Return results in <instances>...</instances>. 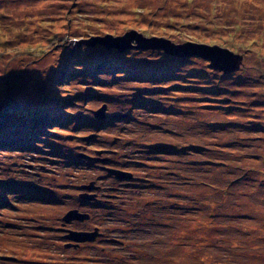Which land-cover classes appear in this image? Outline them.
Masks as SVG:
<instances>
[{
    "label": "rangeland",
    "instance_id": "obj_1",
    "mask_svg": "<svg viewBox=\"0 0 264 264\" xmlns=\"http://www.w3.org/2000/svg\"><path fill=\"white\" fill-rule=\"evenodd\" d=\"M131 30L227 48L242 65L224 74L197 56L79 43ZM38 164L28 190L44 186V204L15 186ZM116 167L133 181L108 202ZM71 210L101 219L76 249L54 229ZM8 263L264 264V0H0Z\"/></svg>",
    "mask_w": 264,
    "mask_h": 264
},
{
    "label": "water",
    "instance_id": "obj_2",
    "mask_svg": "<svg viewBox=\"0 0 264 264\" xmlns=\"http://www.w3.org/2000/svg\"><path fill=\"white\" fill-rule=\"evenodd\" d=\"M87 46L101 45L106 49H116L118 52L123 53L129 49H142V50H156L163 51L164 53L184 58L190 56H197L209 60V66L217 72L230 74L241 68L243 56L230 51L217 45L209 46L205 44H198L192 42H184L176 44L169 39L159 37H145L142 34L131 30L122 36L105 35L102 37H92L87 40H81ZM105 105L100 110L94 113L96 119L101 120L105 118ZM82 157H87L81 154ZM110 175H114L117 179H131L130 173L121 171L119 169H106ZM84 190L94 189V184L82 186ZM96 195L84 193L80 198L85 200H94ZM89 217L88 214H82L77 210L68 212L64 219L69 221L73 219L83 220ZM95 233L71 232L68 236L76 243L92 240ZM10 259V258H9Z\"/></svg>",
    "mask_w": 264,
    "mask_h": 264
},
{
    "label": "flooded vegetation",
    "instance_id": "obj_3",
    "mask_svg": "<svg viewBox=\"0 0 264 264\" xmlns=\"http://www.w3.org/2000/svg\"><path fill=\"white\" fill-rule=\"evenodd\" d=\"M29 135H27V136H29ZM41 139H42V137H41ZM26 141H27L28 144H25L23 147H26L27 149H34V146L31 145L30 142H29L30 140L28 141V139H26ZM18 145L20 146V144H18ZM89 160H92V162L96 161L94 159H89ZM37 169L40 170V172L33 171L32 174H30L31 176H29L32 179H28V177H27V179L29 181H20V182L16 183L15 186H16V188H19L17 191H22L23 192V190H24L23 193H25V191L27 189L26 193H28V194H25V195H22L23 193L19 194V195H21L20 197H23L24 200L30 201V203H40V204L43 203L44 204V202L47 203V201H49V199H50L49 196H51V194L43 192L44 186H41L42 192L40 194L33 193V191H31V190L29 191L28 190L30 188H32L33 190L38 189V185L36 186L32 182L33 181L34 182H40V181H42L44 179V176L41 175V174H43L42 172L46 169L45 166H43L41 164H38L37 165ZM119 169H122V168H119ZM34 178H36V179H34ZM30 180H32V181H30ZM114 181H115L116 186L115 187H111L110 190L112 191V193L109 194L110 197L107 199L108 202L113 201L114 199L118 198L117 195H114V193H116L119 190V187H120V185H119L120 183H118V182H121V181L130 182V181H133V179L125 180V179H116V178H114ZM122 184H124V183H122ZM126 185H127V183H125V185H124L125 188L127 187ZM131 191H133V190H131ZM18 193H21V192H18ZM37 195H38V197H37ZM59 199H61V198L60 197L57 198L58 201H59ZM81 201H83L82 203H88V204H91L93 202V201H87V200L85 201V199H82ZM87 213H88L89 217L87 219H83V220L73 219V220L67 221V220L64 219L65 216H63V217L61 216L59 218L60 219L59 225L57 224L58 226L56 225L57 227L54 228V229L56 230V232L60 233L59 235L63 239V244L67 248L76 249V248L82 247L81 243L78 244V243H76L75 241L71 240L68 237V236H70L71 232H76V233H78V232H87L89 230V228L91 227L90 222L92 220H94V222H95L94 225H97V224L100 223L101 219H100V215L99 214H96L95 216H92L90 214V212H87ZM97 227H100V225H97ZM84 243H86V242H84ZM4 260L9 261V260H12V258L11 259L5 258Z\"/></svg>",
    "mask_w": 264,
    "mask_h": 264
},
{
    "label": "trees",
    "instance_id": "obj_4",
    "mask_svg": "<svg viewBox=\"0 0 264 264\" xmlns=\"http://www.w3.org/2000/svg\"><path fill=\"white\" fill-rule=\"evenodd\" d=\"M81 41V40H80ZM80 44H83V43H80ZM123 117H126V116H123ZM27 135H29L28 133H26ZM10 136H14V134H11ZM85 159H88V157H86ZM118 169V168H117Z\"/></svg>",
    "mask_w": 264,
    "mask_h": 264
},
{
    "label": "bare ground",
    "instance_id": "obj_5",
    "mask_svg": "<svg viewBox=\"0 0 264 264\" xmlns=\"http://www.w3.org/2000/svg\"><path fill=\"white\" fill-rule=\"evenodd\" d=\"M92 161V160H91ZM91 161H90V163H91ZM89 164V163H88ZM95 164V163H94ZM104 167V166H103ZM78 179V178H77Z\"/></svg>",
    "mask_w": 264,
    "mask_h": 264
}]
</instances>
